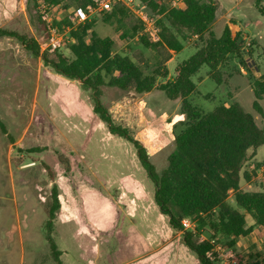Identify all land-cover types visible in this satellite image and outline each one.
Segmentation results:
<instances>
[{
	"label": "rangeland",
	"instance_id": "1",
	"mask_svg": "<svg viewBox=\"0 0 264 264\" xmlns=\"http://www.w3.org/2000/svg\"><path fill=\"white\" fill-rule=\"evenodd\" d=\"M160 1L172 6V0ZM41 4L39 0L35 8L29 0H0V30L23 37L25 44L34 42L39 54L47 49L50 39L38 21ZM255 5L256 0L239 4L246 17ZM66 6L53 11V16H71L74 4ZM260 11L259 6L257 15ZM101 15L92 14L89 19L96 21L98 35L112 38L117 52L129 53L128 48H132L152 57L136 39L120 40L113 26L101 23ZM223 27V21H217L211 31L219 37ZM63 38L65 41L64 34ZM194 41L184 42L183 51L168 62L170 75L178 62L194 53ZM259 43L261 51L264 39ZM249 50L254 49L243 42L247 69L229 58L222 66L219 84L206 77L203 67L193 78L198 94L191 101L205 112L236 101L264 130V98L258 100L263 111L259 115L252 108L255 97L249 78V74L258 78L264 72V55L259 52L263 59L252 61ZM60 52L69 55L64 46ZM100 99L113 122L127 128L146 148L155 167L163 169L173 140L172 123L180 118V101L167 99L158 89L135 94L108 85L101 88ZM92 108L90 90L56 74L17 38L0 36V121L4 129L0 128V264H55L45 227V207L53 184L58 187L60 208L49 235L60 251L61 264H198L183 245L180 233L169 227L154 204L153 184L133 146L109 134ZM57 155L69 160L70 172H64ZM253 158L264 161V144ZM250 164L248 161L242 168L241 174L246 172L250 179H242L240 189L264 193V168L253 171ZM47 170L52 171V180ZM226 202L243 212L234 203L232 192ZM245 216L247 224L253 226L249 215ZM193 227L191 222L188 230ZM200 238L231 249L237 264H261L264 258V235L256 228L235 240L232 247L227 246L228 237L211 235L207 227ZM212 262L223 264L221 260Z\"/></svg>",
	"mask_w": 264,
	"mask_h": 264
},
{
	"label": "trees",
	"instance_id": "2",
	"mask_svg": "<svg viewBox=\"0 0 264 264\" xmlns=\"http://www.w3.org/2000/svg\"><path fill=\"white\" fill-rule=\"evenodd\" d=\"M29 1L35 8L39 7V0ZM40 1L52 17L53 26L63 32L65 41L62 47L68 50L69 55L62 54L60 48L52 52L43 50L39 54L34 42L25 44L24 38L13 32L0 30V36L17 38L56 74L78 81L91 91L93 113L106 126L109 134L123 138L133 146L140 166L153 184L154 204L166 217L169 227L180 233L183 245L196 256L198 264H215L205 256L211 248L209 241L200 238L206 227L211 235L220 233L228 237V247H232L235 240L250 235L255 228L258 234L264 235V193L240 189L241 180L250 179L246 172L241 174L242 168L253 157L255 150L264 144V130L236 101L218 105L209 112L191 101V97L198 94L193 78L203 67L206 68V77L216 84L221 83L222 66L229 58L237 59L239 65L247 69L242 56L241 34L236 32L232 35L227 26L223 27L219 37L211 31L218 4L214 0H183L178 7H171L160 0H138L149 15L156 17L159 29V40L156 42L142 34L140 21L123 4L113 3L108 11L100 12L101 23L113 26L122 41L136 39L142 49L152 54L151 58H147L141 50L132 48H128L129 53L117 52L112 38L101 37L94 30L95 20L88 19L73 26L69 17L53 16L59 7L72 3L73 11L76 6H86L88 0ZM38 21L45 34L49 35L41 14ZM191 38L195 39L194 53L178 62L173 78L167 79L166 64L173 55L183 51L184 42ZM249 52L251 55L252 50ZM249 78L255 97L252 108L263 115L258 100L264 98V72L258 78L249 74ZM159 79L167 80L158 84ZM104 85L135 94L158 89L167 99L180 101V118L172 124L173 140L163 169L155 167L146 148L129 134L127 128L113 122L100 99ZM0 128L4 130L1 121ZM57 161L65 173L70 172L67 158L57 155ZM263 166L264 161L255 162L253 171ZM47 171L52 180V171ZM230 192L234 203L243 212L227 204ZM58 194V187L53 184L50 202L45 207L48 216L45 224L47 240L55 264H61L60 251L49 234L54 215L60 208ZM245 213L252 219L253 226L247 224ZM185 218L194 223L192 230L183 228L182 220ZM261 264H264V258Z\"/></svg>",
	"mask_w": 264,
	"mask_h": 264
},
{
	"label": "built area",
	"instance_id": "3",
	"mask_svg": "<svg viewBox=\"0 0 264 264\" xmlns=\"http://www.w3.org/2000/svg\"><path fill=\"white\" fill-rule=\"evenodd\" d=\"M182 1L183 0H172V5L178 7ZM113 3L123 4L140 21L142 33L148 40L152 42L159 40V29L155 19L147 13L145 6L138 0H88L86 6H76L73 9L71 16H69V21L73 26L82 24L87 21L92 14L108 11ZM40 8L41 19L46 23L50 34L46 51L52 52L62 47L64 43L63 34L53 26L52 17L47 12L46 8L43 5H41ZM182 226L184 229L188 230L191 227V221L187 218L183 219ZM210 245L211 248L205 253L207 259L210 261L221 260L223 264H237L231 249L223 248L213 240L210 242Z\"/></svg>",
	"mask_w": 264,
	"mask_h": 264
},
{
	"label": "crops",
	"instance_id": "4",
	"mask_svg": "<svg viewBox=\"0 0 264 264\" xmlns=\"http://www.w3.org/2000/svg\"><path fill=\"white\" fill-rule=\"evenodd\" d=\"M214 1L218 4V7H219L215 22L223 21L224 26H227L230 29L232 35H234L236 32H239L241 34L243 42H245L247 45L251 44L252 49H254L252 50V54H251L252 61H255V59L259 60V58L263 59L262 58L263 56H259V52H261V54L264 55V47L262 46V50L260 51L261 44L259 42L263 41L264 39V8L261 7V4L264 3V0H256L257 5L255 6L257 8L260 6L261 8L260 14L257 15V8L254 6L251 8L250 15L248 12L247 17L244 16V9L239 6V4L243 2V0H238V1L214 0ZM171 7H174V6L172 5ZM249 9L250 7L247 8V10ZM243 18H246V19H243ZM245 30H249V31L251 30L252 34L250 35ZM167 64H166V67H167ZM173 76L174 74L170 75L168 72L167 79H171L173 78ZM249 161L251 162L250 168H254V163L258 162V161H255L253 157ZM262 168L263 167H261L259 170H262Z\"/></svg>",
	"mask_w": 264,
	"mask_h": 264
}]
</instances>
